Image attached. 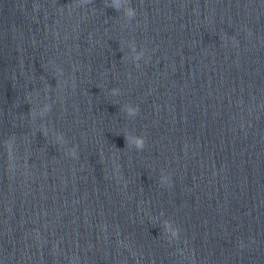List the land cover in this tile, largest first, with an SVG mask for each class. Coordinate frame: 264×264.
I'll return each instance as SVG.
<instances>
[{"label": "water", "instance_id": "water-1", "mask_svg": "<svg viewBox=\"0 0 264 264\" xmlns=\"http://www.w3.org/2000/svg\"><path fill=\"white\" fill-rule=\"evenodd\" d=\"M0 264H264V0H0Z\"/></svg>", "mask_w": 264, "mask_h": 264}, {"label": "clouds", "instance_id": "clouds-1", "mask_svg": "<svg viewBox=\"0 0 264 264\" xmlns=\"http://www.w3.org/2000/svg\"><path fill=\"white\" fill-rule=\"evenodd\" d=\"M116 10L118 11L119 9L117 8ZM128 15L129 16H132V15H134V12L133 11H129L128 12ZM136 144H137V148L138 149H142L144 147V140L143 139H138L137 142H136Z\"/></svg>", "mask_w": 264, "mask_h": 264}]
</instances>
